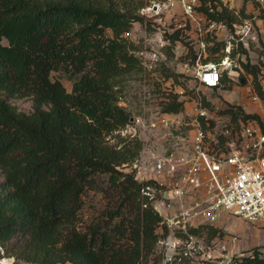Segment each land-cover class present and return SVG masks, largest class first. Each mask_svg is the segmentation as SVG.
I'll list each match as a JSON object with an SVG mask.
<instances>
[{"label":"trees","instance_id":"obj_1","mask_svg":"<svg viewBox=\"0 0 264 264\" xmlns=\"http://www.w3.org/2000/svg\"><path fill=\"white\" fill-rule=\"evenodd\" d=\"M146 1L0 0V246L21 263L161 264L168 227L128 166L144 140L118 131L132 116L119 103L123 81L143 69L124 32L146 19ZM209 1L211 16L232 23L220 1L203 0L204 9ZM243 67L264 99L259 65L248 58ZM26 96L30 111L10 101ZM161 103L185 107L175 94ZM219 112L229 125L259 118L240 104ZM91 191L108 200L85 220ZM191 230L208 242L225 233L218 223ZM230 264H264V251L254 245Z\"/></svg>","mask_w":264,"mask_h":264},{"label":"built area","instance_id":"obj_2","mask_svg":"<svg viewBox=\"0 0 264 264\" xmlns=\"http://www.w3.org/2000/svg\"><path fill=\"white\" fill-rule=\"evenodd\" d=\"M218 1L232 11V23L211 16L215 7L210 1L207 10L203 0H152L140 8L145 21L134 22L124 32L134 45L131 52L166 89L165 98L175 94L192 102L184 131L179 118L183 110H161L149 122L131 116L118 130L127 138L142 139L149 127L160 136V150L144 158L143 148L128 166L144 182L142 192L168 227L158 240L161 264L193 263L200 253L199 264H230L233 257L226 238L217 235L208 242L191 228L217 223L224 215L264 221V99L243 67L248 58L259 65L264 89V53L257 49V60L251 54L254 47L264 46V0H255L257 7L243 12L232 0ZM174 58L186 86L174 87L173 75L165 74ZM229 85L245 87L243 92L254 105L250 103L246 111L259 118H241L237 125H229L226 117L218 124L223 114L212 110L207 91ZM3 258L1 264L15 262L14 257Z\"/></svg>","mask_w":264,"mask_h":264},{"label":"rangeland","instance_id":"obj_3","mask_svg":"<svg viewBox=\"0 0 264 264\" xmlns=\"http://www.w3.org/2000/svg\"><path fill=\"white\" fill-rule=\"evenodd\" d=\"M147 1L149 2L152 0ZM232 2L235 6H244L249 10L257 7V2L255 0H232ZM257 49L258 48L254 47V50L251 51L252 59L254 60H257V57L259 56ZM176 61L177 60L174 58L171 61L172 65L170 67V70L175 72V74H173L174 87H176V85L179 86L180 84L182 86H186L187 80L184 79V76L177 69L178 66L176 64ZM233 73L236 74L235 71H233ZM260 77L261 72L259 73V78ZM61 78L68 86V88H70V80L65 76H61ZM155 79L156 74L148 72L143 68L142 70H138L136 72L128 74L123 81V91L119 103L125 105L132 113V116H140L145 120V122H149L152 117L156 116L159 111L162 110L161 102L163 100H169L165 98L166 89L162 88V85L158 84L157 80ZM165 87L167 88L168 86ZM243 88L245 87L242 86L241 89H238V87H236L235 85H229L222 86L214 90L208 89L207 93L208 95H210L211 99L210 107L212 108V110H216L219 112V110L231 104H240L242 107H244V109H246V106H248L251 102L249 101V97L245 96ZM10 101L21 110L30 111L32 109V98L29 96L13 97L10 99ZM251 106L254 105L252 104ZM251 106H248V108H250ZM186 109H192V102L189 100H185V107L181 114H179V118L181 117V120L184 122L181 127L182 131L186 129V124L188 121L184 118L185 115L187 116ZM226 117L227 116L223 115L218 124L221 125L223 122H225ZM185 120L187 121L185 122ZM159 137L160 136H156L155 132L152 131L149 127L143 130L142 139L144 140L143 148H145V151L142 155L144 158H150L152 152L161 149V142L159 141ZM114 140L115 138L111 139V141ZM2 179L3 174L0 168V181ZM107 200L108 199L102 194H95L93 191L89 192L83 213L84 219L90 220L95 213L97 214V212H99V210H101L107 204ZM217 223L225 232L222 235V238H226L228 240V252L232 257L242 254L244 251H247L249 248L257 245L258 243L262 245H259L261 249L264 246V221L258 223L243 219L235 215H224L217 221ZM235 235H237L238 238L234 241L232 240V237ZM262 250L264 251V248ZM202 256L203 253H200L198 255L199 258H196L193 263L190 260H182L179 262V264H199V262L202 261ZM3 257L14 256L6 255L4 246H0V260H3ZM14 260V264H29L25 262L21 263L15 257Z\"/></svg>","mask_w":264,"mask_h":264},{"label":"crops","instance_id":"obj_4","mask_svg":"<svg viewBox=\"0 0 264 264\" xmlns=\"http://www.w3.org/2000/svg\"><path fill=\"white\" fill-rule=\"evenodd\" d=\"M262 225H263V224H262ZM257 245H261V244L258 243ZM261 246H262V245H261ZM263 248H264V246L262 247V249H263Z\"/></svg>","mask_w":264,"mask_h":264},{"label":"water","instance_id":"obj_5","mask_svg":"<svg viewBox=\"0 0 264 264\" xmlns=\"http://www.w3.org/2000/svg\"><path fill=\"white\" fill-rule=\"evenodd\" d=\"M132 118V117H131Z\"/></svg>","mask_w":264,"mask_h":264}]
</instances>
